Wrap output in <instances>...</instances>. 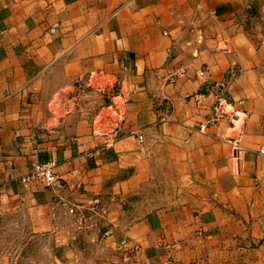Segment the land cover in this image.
<instances>
[{
    "label": "crops",
    "instance_id": "0c3cea01",
    "mask_svg": "<svg viewBox=\"0 0 264 264\" xmlns=\"http://www.w3.org/2000/svg\"><path fill=\"white\" fill-rule=\"evenodd\" d=\"M94 73L101 111L79 91ZM263 146L264 0H0V212L59 248L264 264ZM156 185L165 203L135 217Z\"/></svg>",
    "mask_w": 264,
    "mask_h": 264
},
{
    "label": "rangeland",
    "instance_id": "374dc122",
    "mask_svg": "<svg viewBox=\"0 0 264 264\" xmlns=\"http://www.w3.org/2000/svg\"><path fill=\"white\" fill-rule=\"evenodd\" d=\"M105 83L103 76L99 78L98 74L94 73L88 85L79 89L80 93L84 92L90 98L98 111L103 108V104L99 103L103 100V92H106ZM55 105L53 103L51 109L57 108ZM102 117L103 112L94 126L98 134H103ZM165 189L164 185L146 188L141 193L140 200L132 202L135 217L164 204L161 198L164 197ZM136 203L138 206L135 207ZM31 223V218L24 213L0 212V264H100L103 251L95 247L86 235H81L71 250L69 248L63 250L55 245L56 241H53L50 232L43 234L32 232Z\"/></svg>",
    "mask_w": 264,
    "mask_h": 264
},
{
    "label": "built area",
    "instance_id": "2783aa9c",
    "mask_svg": "<svg viewBox=\"0 0 264 264\" xmlns=\"http://www.w3.org/2000/svg\"><path fill=\"white\" fill-rule=\"evenodd\" d=\"M183 73H181L182 75ZM206 72L205 71H200L198 73V76L200 77H205ZM174 77H172L171 79H173ZM138 142H142L143 141V136L140 134L137 137ZM258 154L262 157H264V146L262 148H260V150L258 151ZM52 166L53 164L50 163H46V164H33L34 167V174L38 175L40 177H43L46 184L47 185H52L56 182V177L55 175L52 173ZM95 204H98V202H96ZM87 209L81 207V208H76V207H72L68 210V213L73 216L75 222L81 226L84 221L87 220L88 216L86 215ZM105 214L104 212V208H103V215Z\"/></svg>",
    "mask_w": 264,
    "mask_h": 264
}]
</instances>
